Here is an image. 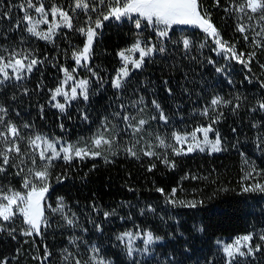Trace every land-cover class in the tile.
Here are the masks:
<instances>
[{"label": "trees", "instance_id": "obj_1", "mask_svg": "<svg viewBox=\"0 0 264 264\" xmlns=\"http://www.w3.org/2000/svg\"><path fill=\"white\" fill-rule=\"evenodd\" d=\"M108 2L89 1L83 9L76 0H31L35 6H62L71 15L72 26L46 41L27 31L28 0H0V55L37 61L23 79L0 83V107L6 110L0 112V132L15 125L20 148L9 154L0 185L21 189L30 170L44 168L29 143L39 134L88 137L103 119L122 125L125 115L145 111L159 138L149 150L153 155L145 150L133 155L132 141L108 158L52 160L42 202L46 226L26 235L30 227L22 216L0 220V264H229L215 241L243 233L251 234L253 251L232 264H264V192L244 191L264 185V109L259 106L264 103V13L239 12L245 0H198L225 47L244 63L231 52H219L201 27H174L162 39L136 28V19H110L98 31L88 65L77 67L75 54L84 47L88 28L107 13ZM138 37L151 38L155 51L116 89L112 81L121 67L120 52ZM76 67V74L90 81L89 99L59 111L52 106V91L63 70ZM217 97L231 103L212 105ZM207 125L219 133L220 151L177 154L174 133ZM5 147L0 140V151ZM61 198L63 211H53ZM138 228L162 239L149 256H129L117 239Z\"/></svg>", "mask_w": 264, "mask_h": 264}, {"label": "snow or ice", "instance_id": "obj_2", "mask_svg": "<svg viewBox=\"0 0 264 264\" xmlns=\"http://www.w3.org/2000/svg\"><path fill=\"white\" fill-rule=\"evenodd\" d=\"M100 4H104L105 0H99ZM121 0H115V6H110L109 10L106 15H103V20H108L110 17L121 20L124 17H130V14L137 13L138 17L135 20V27L140 28L141 27V18L143 21L147 22L149 25L153 26H163L162 29L158 31L159 37H167L168 36V30L171 28L172 25L175 24H188V25H198L201 27L206 33L211 35L215 40L216 43L220 46L221 49H225V44L221 43V40L219 39V33L215 26L211 24L209 19L205 18V15L201 14V10L199 9L198 0H124L122 7L120 6ZM217 3H219V0H217ZM77 8H87L88 4L85 2V0H76ZM20 7H24L23 4L20 5ZM28 8H34L36 12L38 13H45L43 4H41L39 7H36L34 4L31 3V0H28L27 3ZM250 9L251 12L256 13L257 11H260L261 13H264V0H245V3L241 4L238 8L239 12H244L245 9ZM94 10V9H93ZM52 14L55 15L59 13L61 17H63L64 22L67 27H71L70 23V17L68 16L67 12H64L58 7L53 6ZM251 19V17H249ZM24 19L29 22L32 26L27 29V31L34 33L36 36H40L44 39H51V35L45 34L42 32L36 31L35 23L32 22L31 16L28 14L27 10H25ZM261 19L264 20V15L261 16ZM43 22V21H38ZM96 27L99 28L102 26V20L97 19L95 21ZM58 27V25H57ZM52 29H49V33H51ZM83 32L84 29H81ZM238 31L241 33L245 32L244 25H240L238 28ZM262 31H264V28H262ZM260 33H257L259 35ZM95 36V29L89 27L87 30V39L88 43L85 45L84 49L81 53L75 54L77 63L80 62L82 58L86 59L88 55L90 54L91 49V43ZM248 37L245 36V39ZM183 45L187 49L190 46V41L185 38L183 40ZM134 49H138L140 51V59L133 61V66L135 68H140L142 65V62L144 60L145 56L151 55V53L155 50V47H148L147 49L140 48L139 42L134 45ZM228 52H231L233 56H236V53L233 51L232 48H226L225 49ZM159 51L163 52L164 49L161 47ZM255 53H252L254 55ZM16 53H12V56H15ZM120 55L123 57L124 53L121 52ZM243 55V54H241ZM26 58V57H25ZM127 57H125V60L127 61ZM237 60H240L241 63H244L245 61L241 60L240 56H236ZM251 60V55L249 56V61ZM4 57L0 55V73H3L4 77L8 78V68H14L17 73H19L22 69L27 67V70L30 72L32 70L33 65L37 63L35 59L31 60L27 65L24 64V62L20 59H9L7 63H3ZM65 72L67 70L65 69ZM129 75V72L127 70V64H125V67L120 69V72L117 74V77L114 82L115 88H120L122 86V80L124 77H127ZM15 79L19 80L21 79L20 75H16ZM88 82L86 80H81L79 82L80 88L83 90V96L84 99L88 98V89H87ZM61 92V89L57 88L56 93L59 94ZM72 95L75 97L76 95V89H72ZM55 98V97H54ZM156 102L153 101V104ZM212 105H217L219 103H231V101H223L221 98L217 97L214 98L211 101ZM260 108L264 109V103H260ZM56 107L60 108L61 110L64 109L63 104H57ZM156 107L159 108V105L156 104ZM236 107H239V105H236ZM6 111L2 107H0V112ZM205 114H207V109L204 110ZM124 119H128L127 116L124 117ZM161 119H166V117L163 116V113L161 112ZM0 123H3L2 120H0ZM144 121H140V124H144ZM197 131H202L204 135L203 144L204 145H210L211 150L214 152L220 151V144L221 140L219 137V133H216V139L215 141H210L208 139V134L210 131H212L211 125H209L206 128L203 129H197ZM9 134L14 138L12 141L8 140ZM196 133H192V136L195 137ZM18 138V129L15 127V125L9 124L5 131L0 132V140H3L6 147L3 151H0V157H3L2 161H0V172L4 171V166L10 164V153L13 151L16 153L20 152L19 146L15 143V139ZM175 139L177 141H183L186 138L181 137L179 134L175 135ZM103 140V137H100L95 140V143L99 145ZM40 143H46L48 149L51 150V155H47L45 151H40L39 157L41 160L46 161V165L50 164L51 161L55 158H58L60 156V152H58L55 148V145L47 141L46 139H42L39 135L35 137V139L30 140L29 143L33 146L37 145V142ZM105 143H108V141H103ZM161 144L164 143L163 140L160 141ZM195 148H199L201 151L204 149L201 147L200 143L195 144ZM65 155L63 156V159L70 160L72 156L70 153L73 151V148L71 145H68L67 147H62L61 150ZM188 152L194 151L193 145H189ZM99 153H93V155H98ZM135 155V153H132ZM177 154H180L179 151H177ZM76 156L82 155V150L76 149L75 150ZM147 155H153V153L149 152ZM35 163V160L32 161ZM15 166V165H12ZM174 166V165H173ZM33 171L34 179L37 182H43V186L40 188L36 187V183H32L29 180L25 179L24 187L30 188L27 195H21L19 192L11 191L9 190V194H3L0 196V220L2 221H11L13 217L16 215V211L18 210L19 213H21L24 217L25 222L30 226V231L25 233L26 235H31L32 232H39L41 224H47V221L44 217V211L42 208V201L44 199L45 193L48 191V168L45 166L39 171ZM260 191L264 192V185H254L251 188H245L244 191ZM162 191V190H161ZM175 191V190H174ZM183 203V202H181ZM189 207H195V202L188 205ZM63 200L61 198V202L57 209H53V211H63ZM105 215H108V213H105ZM67 223L69 225L73 224V220L68 219ZM0 231H4L3 224H0ZM125 236L130 237L131 233H125L120 237H117V239H123ZM155 239H159V237H154L151 232L147 233V239L144 241L145 247L144 252L148 251V245L153 243ZM241 239L244 241H250L252 237L244 236ZM262 240H264V236L261 237ZM240 240L238 239L236 241L235 245H227L224 247V252L227 253L229 258H232L234 254H239V256H244L245 252L240 250L239 247ZM257 250H259V246H257ZM94 252H98V249H93ZM134 251H138L136 249H133L131 245L129 244L127 248L128 255L131 256ZM248 253H252V248H248ZM76 264H80V261L77 260ZM229 264H232L231 259L229 260Z\"/></svg>", "mask_w": 264, "mask_h": 264}, {"label": "rangeland", "instance_id": "obj_3", "mask_svg": "<svg viewBox=\"0 0 264 264\" xmlns=\"http://www.w3.org/2000/svg\"><path fill=\"white\" fill-rule=\"evenodd\" d=\"M87 1L88 2L90 1V3H92V4H96L99 2V0H85V2H87ZM88 2H87V4H88ZM105 2H108V4H111L110 6H115V0H105ZM123 2H124V0H121V3H120L121 7L123 5ZM39 6H36V7H39ZM43 7H44L45 13H47V15H45L44 13H38L35 11L34 8H28L27 6L24 7L23 13L25 14V10H27L28 14L32 18V22L35 23L36 31L51 35V39H44L40 36H36L34 33H31L29 31H28V33L32 34L36 37H39L43 40L49 41V40L53 39V37L56 35L57 31L60 28H64L67 26L64 22L63 17H61L59 15V13H57L55 15L52 14L51 9L53 6H45L43 4ZM55 7L60 8L64 12H67L68 16L70 17V23L72 24V18H71V15L69 14V12L65 8H63L62 6H55ZM87 8H83V9H87ZM93 9H94V11L96 10V8H94V5H93ZM137 18H139L138 14L132 13V14H130V17H124L121 20H124V19L133 20V19H137ZM110 19L116 20L112 17H110L108 20H110ZM108 20H103V18H102V25L105 21H108ZM121 20H117V21H121ZM141 20H142L141 27L147 28L148 32H154L155 34H157V36H158V31L163 28L162 25L161 26H153V25L147 24V22L143 21L142 18H141ZM38 21H43V22H38ZM25 22H26L27 29L32 26L31 24H29L28 21L25 20ZM57 25H58V27H57ZM185 26H191V27L197 26V27H199L198 25L175 24V25H172L171 28L168 30V34L170 33V31L174 27L175 28H181V27H185ZM101 27L97 28L95 22L91 26V28L95 29V36H94L92 43H91L90 54H91V50H92L94 40L97 37L98 31L101 29ZM50 28L52 29L51 33H49ZM161 38L165 39L166 37H161ZM219 39L221 40L220 36H219ZM138 42L140 44V48H143V49H147L148 47L154 46V43H153L151 38H147V39L145 37L136 38L128 48L121 51L124 53V56L122 57L120 55L121 67L119 68L117 74L120 72L121 68L125 67V64H127V70L129 72V75L133 70L139 69V68H135L133 66V61L140 59V51L138 49H134V45H136ZM87 43H88V39H87V31H86V43H85V45ZM221 43H223L222 40H221ZM85 45H84V47H85ZM216 46H217V50L219 52H226V50H225L226 47H225V49H221L217 43H216ZM84 47L76 54L81 53L82 50L84 49ZM154 51L151 53V55L154 53ZM90 54L88 55V57L86 59L82 58L79 63H77L76 55H75L76 66L81 67V68H85L88 65V62L90 60ZM151 55H149V56H151ZM149 56L144 57L142 65H143L145 59ZM125 57L128 58L127 61L125 60ZM9 59H12V60L20 59L24 62V60L21 58L11 57L8 59L4 58L3 63H7L9 61ZM24 64L27 65L28 63L24 62ZM77 67L72 72H69L67 69H66L67 72H65V69H64L62 80L60 82V85L57 87V88L61 89V92L59 94H57L56 93L57 88L52 91V94H51L52 106L59 111H62V112L66 111V109L73 102H77L79 100H88L89 99L90 81L88 78H84V77L76 74L77 73ZM7 72H8V78L7 79L4 77L3 73H0V83L10 81V80H17V79H15V76L17 74L20 75L21 79H23L28 74L29 71L27 70V67H25L19 73H17L14 68H8ZM117 74L113 78L112 85H114ZM127 77L123 78L122 85L125 82V80L127 79ZM21 79H19V80H21ZM81 80H86L88 82V84H87L88 98L87 99H84L83 90L80 88V85H79V82ZM73 88L76 89L75 97H73V95H72V89ZM120 88H116V89H120ZM57 104H63L64 109L61 110L60 108L56 107ZM125 116H127L128 119H123L122 125H117L115 123H111V117H110V120L107 118L103 119L102 123L100 124L99 129L94 134H92L91 136H88V137H79V138H76L73 140H65L61 137L51 136L48 134H39V136L42 137V139H46L47 141L52 142L55 145L56 150L58 152H60V156L58 158L53 159V160L60 159V158L63 159V156L65 154L60 150L62 147H67L68 145H71L73 148V151L70 153L72 158H75V157H77V158H87V157L88 158H95V157H101V156L108 158L111 156V154H113L115 148H117L119 145L120 146H126L128 144V147H129V146H131L129 144H132V141L134 144L132 145V147L129 148L131 153H133V152L137 153V152H140V150H145L146 152H149L150 148H152L153 145L155 144V141L159 139L157 136V133L152 128V120H151L150 114L143 111V112L135 115L133 118L129 115H125ZM140 121H144L145 123L140 124ZM208 126L209 125L200 126L196 129H194L193 131H190V132H176V133H174L173 138H174L175 143L178 146V151L183 152V153H192V152H196V151H201L199 148H195V144L200 143L201 147L204 149L202 152L213 153L214 151L211 150L210 145H204L203 144V139H204L203 132L197 131V129H203V128H206ZM128 130H131V133H132L131 139H130V137H128L130 135L128 133ZM194 132L196 133L195 137L192 136V133H194ZM216 133L217 132L212 128V131H210L208 134V139L210 141L214 142L216 139ZM176 134H179L181 137H185L186 139L183 141H177L175 139ZM119 135H122V137L119 138ZM100 137H103V140L99 145H97L95 143V140L100 138ZM126 138L127 139L129 138V140H127ZM8 140L11 141L10 139H8ZM123 140H125L126 142ZM103 141H108V143H105ZM189 145H193L194 151H191V152L187 151ZM35 148H36L35 151L38 153V156H39L40 151H42V150L45 151L47 155H51V150L48 149L46 143H40L38 141ZM76 149L82 150L81 156L75 155ZM220 149H221V144H220ZM93 153H99V154L93 155ZM39 163H40L39 166H42V167L46 166L45 160L40 159ZM36 166H38V164ZM27 180H29L32 183H36L37 188H40L43 186V182H37L34 179L33 172L29 175ZM48 188H49V186H48ZM9 190L19 192L21 195H27L30 188H25L23 186L21 189H17L14 187L7 188L6 186L0 185V196H2L3 194H9ZM42 208H43V205H42ZM14 211H16L15 216L20 215L23 217V215L21 213H19L18 210L14 209ZM148 232H150V231L142 230V229L138 228V229L125 230V231L119 233L118 237L122 236L125 233H131L130 237L125 236L123 239H119L124 251L126 252V254H128L127 248L130 244L133 249L138 250V251H134L133 254L131 255V257H134V256L146 257V256L151 255L153 252L154 246L156 244H159L160 242H162V239L160 237H159V239H155L153 243L148 245V251L144 252L143 251L144 247H145L144 241L147 239V233ZM249 235L251 236V234H249V233H243V234L234 235L232 237H220V238L216 239L215 244L221 249V251L224 253V255L226 256V258L228 260L231 259V261H234L236 259H239L241 257L249 255L247 250L249 247L252 248L251 240L250 241H244L243 239H241L242 237L249 236ZM153 236L158 237L155 234H153ZM238 239L240 240V243H239L240 250L245 252V255L239 256V254L237 253V254H234V256L232 258H229L227 253H225L223 249L227 245H235L236 241ZM252 251H253V248H252Z\"/></svg>", "mask_w": 264, "mask_h": 264}]
</instances>
